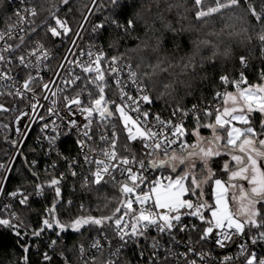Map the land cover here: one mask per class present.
Masks as SVG:
<instances>
[{"label":"snow or ice","instance_id":"snow-or-ice-1","mask_svg":"<svg viewBox=\"0 0 264 264\" xmlns=\"http://www.w3.org/2000/svg\"><path fill=\"white\" fill-rule=\"evenodd\" d=\"M61 2L64 5L69 4V0H61ZM240 2L241 0H223V2L222 0H214L215 6L203 7L202 5L206 3V0H194L197 7L195 12L196 19L204 20L205 17L221 13L224 9L238 7ZM245 2L249 4L248 12L261 24L262 34L259 35V40L264 45V0H261L259 11H257L256 6L250 3V0H245ZM93 3H96V0H93ZM109 3L111 5V16L105 17L104 22L93 25L92 31L97 33L99 30L105 29L107 24L127 35L130 29L135 28V21L128 19L125 25L119 22V17L126 10L135 7L136 0H109ZM22 11L23 14L20 11L15 13L18 19L16 23L9 26L8 31L0 32V40H4L6 36L11 38L14 28L26 22L29 17L38 15L36 7H25ZM147 14L151 15V9L148 10ZM137 15L147 25V20L140 17L139 14ZM51 19L54 20V25L49 24L47 32L52 37L67 36L72 31L68 22L56 16L54 11L51 12ZM87 19L88 17L86 16L85 20ZM20 30L23 31L24 29L20 28ZM32 30L35 31L34 28ZM169 30L174 31L170 26ZM74 35L79 36L80 33L76 32ZM182 40L183 38L178 32H174L172 36L167 38L162 34L157 38L156 47L152 48V51L156 52L168 43H175L176 47L179 48ZM21 42L23 43V37H21ZM75 43L76 40L73 39L72 44ZM201 44L207 45L209 41H193L194 52L192 56L181 64L182 72L185 74L190 68L194 73L196 55L200 50ZM19 47L20 45L17 44L0 48V85L9 89V95H15L21 99H26L25 94L31 92L33 94L32 98L35 100L36 93L33 89V84L38 79H41L39 77L41 65L43 61L49 58V52L44 48L43 44L37 43V46L26 54H21L18 57L5 55V53H13ZM144 47L147 48L148 45L145 43ZM139 49L140 45H137V49H134V51ZM81 55H87L88 61H70L69 63H75L85 75H74L72 79L65 81V83L74 85L77 81H83L84 87L76 92L74 96L64 97L65 107L68 109L69 115L74 116L78 111L81 115H84L87 121L82 126L84 139L76 141L82 150L88 147L86 141L92 140L95 135V133L91 132V127L97 118L99 120L98 127L104 129L100 131L99 139L107 145L100 150L101 158L90 157L85 152V162L94 165L95 168L94 170L89 169L91 176L90 178H85L84 187H89L92 184H107L109 182V180L105 179L107 176L114 185H119L121 199L111 216H80L69 223H62L56 217L55 205L58 202L57 200L47 210L48 216L42 221L44 227L39 231H34L33 235L38 237L43 231L52 229L54 226L59 229L58 236L60 233L68 231L79 233L86 225L98 226L104 233V240L111 245L106 232V229L110 228L113 235L120 242L119 247L111 253L112 256H119L121 250L129 243L138 244L140 239L144 238L146 240L151 239L153 259H158L156 250L162 245L158 238L148 237V230L155 228L158 233H167L174 240L173 229L178 228L181 232L188 230V226L182 223V216L189 215L197 217L203 224L207 225L199 236L201 241H206L213 237L214 231L218 230V237L214 238L215 243L220 247H224L225 242L231 240L233 235H244L246 229L250 231L253 228L257 230V233L251 237L252 244L264 241V84L241 87V84L247 83L243 72L239 74V79L237 80H230L226 75L221 76L220 80L222 83L234 85L236 92L225 91L215 94L217 99L222 101V110L219 106L214 109H204L203 114L205 117H214V123L210 122L203 125V127L211 129L212 135L210 137L199 135L198 129L201 127L200 116L197 107L193 105L191 112L195 114L197 122V131L193 133L196 137V142L188 143L183 139L186 135L183 121L180 123H173L171 120L165 121L161 119L159 114H155L154 119H151L153 114L143 110L142 107L144 104L150 105L153 103V97L149 94L148 85L144 81L150 79L157 69L167 71L166 68L161 67L163 61L158 59L154 65L151 63L147 64L146 67L152 71H143L141 73L133 70L131 64H125L121 67L122 55L106 58L105 53L100 49L95 52L90 49L87 53H81ZM29 57H35L36 62L32 63ZM14 60L17 66H21L24 69H33L37 75L33 76L29 72L23 83L17 86L16 77L12 75ZM105 62L107 63L106 69L103 67ZM240 63L246 67V57H241ZM63 67L64 65L61 64L60 68ZM125 67L128 69L127 80L136 89L135 96L128 93L126 90L128 85L121 79V74ZM139 67L140 65H137V69ZM106 72L115 78V83L120 93V103L106 99L105 88L108 84L105 78ZM54 75L58 76L59 72H55ZM261 78L264 79V72L261 73ZM5 81L10 83L4 84L3 82ZM54 82L52 80L48 83H43L42 88L48 89L49 84ZM88 85L96 89L98 98L93 97ZM164 87L168 89L171 86L166 84ZM13 88L15 89L14 92L12 91ZM85 92H87L88 97L87 105L81 99ZM44 98L47 99L48 97L45 96ZM38 104L39 101L31 103V109L35 111ZM53 104H55V101H53ZM112 106H114V110ZM0 111H8V109L0 104ZM48 112L49 114H54V108H49ZM177 112L182 113L184 116L189 114L179 106L173 110L172 115L175 116ZM254 113H259L262 117L260 131H257L252 125ZM23 114L27 115L28 113ZM43 118V116L39 117V119ZM114 119L122 124L120 133L124 134L125 140L122 147L127 150L129 142L141 141L143 148L148 150L145 153V156L149 158L147 162L145 158L138 159L135 154L131 157L125 156L117 150L120 136L118 135L117 125L113 122ZM237 125H242V127ZM68 126L70 128H79L75 119H69ZM48 127V124H44L42 131ZM109 128L111 131L110 135L108 134ZM17 131L20 130L17 129ZM221 132L224 135H221ZM56 138L49 137L48 139L50 143H54ZM89 151H95V149H89ZM178 152L181 154L177 155ZM221 155H227L231 158V166L229 162L223 164V170L228 173V179L227 181L214 180V184L219 191L215 194V203L208 205L200 199L203 196L202 185L213 179L214 172L210 167V161L214 157ZM153 156H162L163 158L152 159L151 157ZM193 157L198 158L207 170V178L203 181L198 179L193 171L196 163ZM181 165L187 166L182 175L177 173V169ZM134 166H138L137 170H134ZM0 168H5V166L0 164ZM148 168L169 169L171 172L177 173V175L175 179L171 177L165 178L167 183H163L160 179L152 181L143 174ZM117 172L124 178L123 181L117 180ZM76 174V172H72L73 176ZM8 179H10L9 176L0 177V192L4 191L3 182ZM146 181L148 182L147 191L141 187ZM242 181L246 182L247 187H245L244 183H241ZM59 183L58 179L53 178L48 184V187H54L57 198L61 196ZM43 187V185H37V195L43 193ZM229 189L233 190L231 200L236 205L235 210L229 207L226 199V193ZM197 192H199V196L195 202L192 199H184L188 194L197 196ZM10 195L14 198L17 195H21L19 203L27 205V196H23L18 192L10 193ZM69 203L71 202L69 201ZM134 204L138 205V207L134 208ZM258 205L259 207H257ZM4 209L7 210L8 206L5 205ZM203 210L210 212V217H206L203 214ZM13 221L16 222L14 223ZM21 224L22 221L14 212H10L8 218L0 217V227L13 230L14 235L19 239H23L20 232ZM19 239L17 244L25 253L23 264H28L27 253L29 252V247L19 245ZM55 244L56 241L53 240L50 246H55ZM91 248L103 253V245L99 239L93 242ZM240 250L241 254L248 253L245 256V264H264V258L258 257L254 252L249 253L244 244L240 245ZM79 253L82 264H96L95 256L85 258L86 249L83 244L79 245ZM189 253L199 255L201 259L204 257L203 253H196L195 248L191 246L183 253L184 257L187 258ZM167 254L172 255L171 250ZM140 255L143 256V251L140 252ZM43 259L48 261L51 258L45 253ZM103 264H117V262L108 259L103 261ZM190 264H196V261L192 260Z\"/></svg>","mask_w":264,"mask_h":264},{"label":"built area","instance_id":"built-area-1","mask_svg":"<svg viewBox=\"0 0 264 264\" xmlns=\"http://www.w3.org/2000/svg\"><path fill=\"white\" fill-rule=\"evenodd\" d=\"M99 0L93 3L91 0L83 12L79 21L73 24L67 17L55 12L56 16L64 19L68 22V25L72 31L67 36L52 37L50 33L47 32L49 24L54 25V20L51 19V14L46 18L39 20L40 15L39 8L36 5V0H8V6L5 7L0 2V32H6L9 26L16 23L17 17L15 13L20 11L23 14V9L25 7H36L38 15L36 17H29L26 22L18 25L12 30V37H5L4 40H0V48L6 47L7 45H17L20 47L15 49L13 53H5V55H11L12 57H18L21 54H26L28 51L34 49L37 43L43 44L44 48L49 52V58L43 61L41 65V70L39 72V77L36 83L33 84V89L36 93L35 100L32 98L33 94L27 92L26 99H21L15 95H9V89L0 85V104H2L8 111H0V164L4 165L5 168H0V177L9 176L10 179L3 182L4 191L0 192V217L8 218L10 212L16 213L19 217L18 206L21 205L19 200L21 195H17L15 198L10 195V193L18 192L23 196L28 198L43 199L46 195L47 186L46 183H39L38 185H43V193L37 195V185L34 188L29 187H12L10 186L11 179L13 178L16 166L19 161L23 160L27 163L25 152L26 150L31 151V153H36V155L30 159L28 165L29 170L32 171L38 178V174L34 172L33 167L39 164L41 160L42 169L46 172L45 182L47 185L51 179L56 178L59 181L72 179L79 180L85 183V178H90L91 173L89 169L95 168L94 165L88 164L84 160V154L90 157H100V150L107 145H105L99 139L100 131L104 130L98 127V118L94 120L91 132L95 133L92 140H87L86 145L88 146L84 150L76 143L78 139H84L82 132V126L87 123L84 115L80 112H76L74 116L69 115L68 109L65 107L64 97L74 96L76 92L80 91L84 87L83 81H77L76 84L71 85L65 83V81L73 78L74 75L84 76L85 74L81 71L75 63H69L70 61H88L87 55H81V53H87L90 49L95 52L97 49L102 50L105 53L106 58H110L105 51L104 46L101 43L94 41L93 37L96 33L92 31L93 25L104 22L105 17H94V12L97 7ZM88 17L85 20V17ZM107 26V24H106ZM20 28L24 30L21 31ZM35 29L33 31L32 29ZM79 32V36L74 34ZM21 37H23V43L21 42ZM75 39L76 43L72 44V40ZM71 49V51H70ZM39 54V53H38ZM32 63H35V57H29ZM247 59V65L250 64V60ZM63 64L64 67L60 68ZM125 64H131L125 60L121 61V67ZM46 65V67H45ZM132 65V64H131ZM107 68V63L103 65ZM132 69L136 70L133 65ZM31 72L33 76L37 73L33 69H24L21 66H17L16 61L13 62V73L12 75L16 77V85L19 86L23 83L27 74ZM59 72L58 76L54 73ZM128 69L125 67L121 79L128 85L127 91L130 95H136V89L131 85L130 81L127 80ZM105 78L108 84L105 88V96L108 101H115L120 103V93L118 86L115 83L114 76L105 73ZM54 80V83L49 84L48 89H43L42 84L48 83ZM4 84L10 83L9 81L3 82ZM222 83V81H221ZM223 84V83H222ZM89 89L92 91L94 98H98L96 89L88 85ZM14 92L15 89L13 88ZM229 91L227 87L220 90V93ZM148 92L150 94L149 88ZM55 93V95H53ZM151 95V94H150ZM48 97L45 99L44 97ZM81 99L84 101L85 105L88 104L87 92H85ZM39 101V104L35 111L30 107L31 103ZM55 101V104H53ZM222 101L218 100L217 97L214 102L196 104L199 111L200 120L204 116V109L220 106ZM75 107V106H73ZM113 110H114V106ZM143 110H147L153 114L151 119H154L155 114H159L161 119L168 121L171 120L173 123H180L183 121L186 130V135L183 137L188 143H195L196 137L193 135L197 131V127H191V125H197L196 116L191 112L193 106L184 108L189 114L187 116L182 115V113L177 112L175 116L172 115L173 110L167 113H160L157 111L154 103L144 104ZM54 108V114H49L48 109ZM23 113H28L24 115ZM43 116V119H39ZM63 118V119H62ZM75 119L79 128H70L68 126V120ZM199 120V122H200ZM54 122V123H53ZM117 125L118 135L120 140L117 144V150L125 156L131 157L133 154L139 158H145L146 162L148 157L145 153L148 151L144 149L141 141L137 140L134 142H129L127 150H125L122 145L125 143L124 134L120 133V128L122 124L119 121L113 120ZM48 124L49 127L42 131L43 125ZM19 129L20 131H17ZM108 134H111L110 128ZM49 137H57L54 143H50ZM175 147V146H174ZM89 149H95V151H89ZM179 154V152L177 153ZM152 159L163 158L162 156H153ZM34 162V163H33ZM138 166H134V170H137ZM7 169V171H5ZM178 170V169H177ZM30 171V172H31ZM76 172L75 176L72 172ZM173 175L176 176L177 173L180 174V170L177 173L171 172L169 169H152L148 168L144 171V175L148 177L149 180H157L158 176L161 178ZM117 180L123 181V177L120 176L119 172L116 173ZM109 180V177H105ZM72 186L71 189H74ZM141 187L147 191L148 182ZM70 200V199H69ZM7 205L8 209L5 210L4 206ZM134 208L138 205L134 204ZM186 211V210H182ZM206 216V215H205ZM14 223L16 221H13ZM182 223L188 226V230L181 232L179 229H173V235L175 239L170 238L169 234H160L155 228H150L148 230V237H156L159 239L162 247L156 250V256L158 259H153V248L151 239L141 238L138 244L129 243L125 248H123L119 256H112L111 253L119 247V240L113 235L110 228L106 229L108 239L111 241V245L104 240V233H96L86 243H82L86 249L85 258H90L92 256L96 257V264H103V261L108 259L115 260L117 264H190L192 260L196 261V264H245V256L248 253L241 254L240 245L244 244L249 253L254 252L258 257L264 258L262 251L264 250V241H259L256 244H252L251 237L256 233H246L244 235H233L231 240L225 242L224 247H220L215 243V237H218V230L214 231L213 237H210L206 241L199 240V236L202 234L203 229L207 227L203 224L197 217L183 215ZM195 226V228H193ZM13 231V230H12ZM39 231L33 225L31 226H20V232L30 233L31 239L34 244H38L43 241L48 246L43 254L47 253L51 258L48 261L54 259V257H59L62 264H74L72 260L68 259L62 252L58 249V243L55 246H50L51 242L55 239L49 238L41 233L40 236H34L33 232ZM97 239L103 245V253L98 252L96 249L91 248V245ZM56 241V240H55ZM81 245V244H80ZM193 247L196 253H203L204 257L201 259L199 255L189 253L187 258L184 257L183 253L187 251L189 247ZM171 250L172 255H168V251ZM143 251V256L140 252ZM229 258V259H225ZM78 261L82 264L80 259V253L78 248Z\"/></svg>","mask_w":264,"mask_h":264},{"label":"trees","instance_id":"trees-1","mask_svg":"<svg viewBox=\"0 0 264 264\" xmlns=\"http://www.w3.org/2000/svg\"><path fill=\"white\" fill-rule=\"evenodd\" d=\"M91 0H69L68 5H64L61 0H36L40 15L38 21L46 18L51 12H57L75 24L81 18L83 12ZM7 7L8 0H0ZM223 2V0H222ZM250 3L260 10L261 0H250ZM171 6V7H170ZM203 7L215 6L214 0H206ZM249 4L241 0L240 6L222 10L221 13L205 17L204 20H197L195 12L197 7L194 0H136V6L125 11L119 17L121 24L127 23L128 19L135 21V28L130 29L125 35L123 32L107 25L105 29L99 30L93 39L101 43L108 57L122 55L123 59L133 65L139 71H152L146 67L147 64H155L157 60L163 61L161 67L167 71L157 69L150 79L144 82L148 85L153 103L157 111L167 113L174 110L177 106L181 109L202 103L214 102L216 93L225 87L229 91L235 89L234 85L222 84L220 77L228 76L230 80L239 79V74L244 73L248 85L260 81L261 73L264 72V45L259 40L261 35V24L248 12ZM151 9V15L148 10ZM158 9V10H157ZM147 20L138 18V15ZM111 16V5L109 0H99L94 12V17ZM169 26L172 30H169ZM174 32L180 33L183 38L180 47L175 43L165 44L156 52L152 48L156 47V40L162 34L165 38L170 37ZM209 41V44L200 45V50L196 55V67L190 68L187 74L182 72L181 64L186 62L194 52L193 41ZM145 43L148 45L144 47ZM140 45V49H137ZM246 57L250 64L246 67L240 63V58ZM143 58V60H142ZM137 65H140L137 69ZM171 87L165 89V85ZM163 94V95H160ZM222 107V102L220 103ZM260 115L253 114L252 122L257 131H260ZM258 120V121H256ZM214 121V117L208 118L203 116L200 120L199 131L203 134H209V128L203 125ZM197 125H191V127ZM27 163L19 161L16 166L10 186L12 187H29L34 188L39 183H46L47 190L43 199L28 198L27 205H19V218L22 226L33 225L36 229H41L42 221L48 216L47 210L55 205V215L62 223H69L76 217H94L111 216L120 202L119 185H114L111 181L107 184L84 187V183L79 180L66 179L59 183L61 196L55 195L54 187L50 188L45 182L46 172L42 169L41 160L39 164L33 167L34 172L38 174L36 178L28 165L30 159L35 157L38 152H25ZM224 157H214L210 167L215 177H223L222 170ZM186 170L184 165L180 173ZM193 171L201 181L207 178V170L203 167L202 162H197ZM213 179L204 183L203 196L200 197L208 205L212 200ZM75 186L74 189H71ZM194 201L197 196L188 194ZM70 199V200H69ZM69 201L71 203H69ZM83 205V207H81ZM209 212L203 210L207 216ZM50 218V217H48ZM59 229L55 226L52 229H46L43 235L53 238L58 243V249L74 264H79L78 248L82 243H86L90 237L100 232L98 226H84L79 233L68 231L66 233H57ZM246 233H257L255 228ZM23 239L14 235V231L0 227V264H23L25 253L19 245L29 247L28 264H62L59 257H54L51 261L43 259V252L48 247L45 242L40 241L34 244L30 233H23ZM264 255V250L262 251Z\"/></svg>","mask_w":264,"mask_h":264},{"label":"rangeland","instance_id":"rangeland-1","mask_svg":"<svg viewBox=\"0 0 264 264\" xmlns=\"http://www.w3.org/2000/svg\"><path fill=\"white\" fill-rule=\"evenodd\" d=\"M257 84H264V79H261L260 81H258V82H255V83H252V84H248V85H243V86H241V87H250V86H255V85H257ZM231 92H233V93H235L236 92V88L235 89H233V90H231ZM221 110H222V107H221ZM255 114V113H254ZM259 114V113H258ZM260 115V114H259ZM260 117H261V115H260ZM260 119H262V117L260 118ZM256 121H258V120H256ZM252 125L254 126V123L252 122ZM237 126H241L242 127V125H237ZM210 132V135L207 133V134H205V133H203L202 135H200V136H203V137H209V136H211L212 135V131L210 130L209 131ZM221 135H224V133L223 132H221L220 133ZM181 153H179V154H177V155H180ZM193 159L197 162V161H199L200 162V160L198 159V158H196V157H193ZM212 161V160H211ZM211 161H210V164H211ZM196 164V163H195ZM184 167L186 168L187 166L186 165H184ZM181 175L183 174V171H182V173H180ZM168 177H171V178H173V179H175L176 178V176H173V175H168ZM165 178H167V176H166V173L164 174V177H160V176H158V178L157 179H160V180H162V182L163 183H167V179H165ZM215 179H221L222 181H226L224 178H222V177H215L214 179H213V184H212V200H211V205H213L214 203H215V194H216V192H218L219 190L216 188V186H215V184H214V180ZM231 193H232V191H231V189H229V191L226 193V199L228 200V203H229V207L231 208V209H233V210H235V207H236V205L232 202V200H231ZM184 199H192L193 201H194V199L193 198H191L190 196H188V195H186L185 197H184ZM195 202V201H194ZM257 207H259V205L257 206ZM206 217H210V212L207 214V216Z\"/></svg>","mask_w":264,"mask_h":264},{"label":"flooded vegetation","instance_id":"flooded-vegetation-1","mask_svg":"<svg viewBox=\"0 0 264 264\" xmlns=\"http://www.w3.org/2000/svg\"><path fill=\"white\" fill-rule=\"evenodd\" d=\"M221 156H223L224 157V162H223V164L225 163V162H229L230 163V166H231V158H230V156H227V155H221ZM222 170H223V166H222ZM223 172H224V176L222 177V178H224L226 181H227V179H228V173L227 172H225L224 170H223ZM241 183H244V185H245V187H247V184H246V182H241ZM231 191H233L232 189H231Z\"/></svg>","mask_w":264,"mask_h":264},{"label":"water","instance_id":"water-1","mask_svg":"<svg viewBox=\"0 0 264 264\" xmlns=\"http://www.w3.org/2000/svg\"><path fill=\"white\" fill-rule=\"evenodd\" d=\"M182 166L183 165H181L179 168H178V170L177 171H179L181 168H182ZM157 169H159V168H157ZM31 171V170H30ZM31 173H32V171H31ZM33 174V173H32Z\"/></svg>","mask_w":264,"mask_h":264},{"label":"crops","instance_id":"crops-1","mask_svg":"<svg viewBox=\"0 0 264 264\" xmlns=\"http://www.w3.org/2000/svg\"><path fill=\"white\" fill-rule=\"evenodd\" d=\"M213 123H214V121H213ZM198 131H199V130H198ZM199 134L202 135V133H201L200 131H199ZM209 137H210V136H209ZM197 162H199V161H197ZM197 162H196V163H197ZM200 162H201V161H200Z\"/></svg>","mask_w":264,"mask_h":264}]
</instances>
